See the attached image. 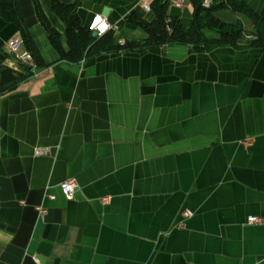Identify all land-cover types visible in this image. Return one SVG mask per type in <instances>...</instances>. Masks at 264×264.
Returning <instances> with one entry per match:
<instances>
[{"label": "crops", "instance_id": "1", "mask_svg": "<svg viewBox=\"0 0 264 264\" xmlns=\"http://www.w3.org/2000/svg\"><path fill=\"white\" fill-rule=\"evenodd\" d=\"M39 1L68 50L65 20ZM62 1L84 24L109 6L119 42L155 17L140 0ZM230 1L212 0L225 3L215 13L253 31ZM235 1L264 19V0ZM18 2L43 64L0 93V264H264V46L168 42L74 62L34 0ZM196 2L168 13L188 25ZM17 36L0 14V69L19 66Z\"/></svg>", "mask_w": 264, "mask_h": 264}, {"label": "trees", "instance_id": "2", "mask_svg": "<svg viewBox=\"0 0 264 264\" xmlns=\"http://www.w3.org/2000/svg\"><path fill=\"white\" fill-rule=\"evenodd\" d=\"M38 16L47 29L48 35L54 46L60 51L61 57L74 62H81L90 56L108 51H125L137 48L153 47L168 42L191 43L196 49H204L211 43L228 45L246 42L250 45L264 46V19L243 2L231 0L227 4L232 8L248 12L255 23V28L247 32L239 23L227 22L221 19L215 10L217 6L211 3L203 5L202 0H197L192 22L183 24L178 17L168 13V0H153L152 8L155 17L147 20L142 17H132L147 32L141 38H126L124 42L116 40L113 29L100 35H93L89 24H84L73 3L62 0H52L54 10L65 20L69 49L65 50L60 39V32L48 20L39 0H34ZM0 14L8 21L15 22L24 39L25 46L30 49L37 63L43 64L42 57L36 49L34 40L26 26L24 16L18 0H0ZM215 28L219 35L209 37L205 29ZM247 33L251 35H247ZM17 68L4 66L0 69V93L16 87L22 80L30 77L33 67L18 61Z\"/></svg>", "mask_w": 264, "mask_h": 264}, {"label": "built area", "instance_id": "3", "mask_svg": "<svg viewBox=\"0 0 264 264\" xmlns=\"http://www.w3.org/2000/svg\"><path fill=\"white\" fill-rule=\"evenodd\" d=\"M168 1L177 5V6H181L184 3V0H168ZM140 2L147 10L152 9L151 3L148 0H140ZM202 3H203V5L208 6L212 3V0H202ZM96 17H100V23L107 25V28L105 29L104 32L114 28V24H112L108 20L106 15H104L102 13H96L92 17L91 21L89 22V27L92 30H97L98 35L102 34L99 31V24H97L96 27H92L94 21L96 20ZM249 35H251V34H249ZM124 41H125V39H121V42H124ZM7 44H8L10 53L17 60H21L24 63L31 65L33 67V70H35L38 67L33 52L25 46L24 39L22 38V36H17V37L9 39L7 41ZM49 150H50L49 147L38 146L35 149V153L36 154H44V153H48ZM60 186L68 198H73L75 195V192L78 188V181L75 177H68V178L63 179L60 182ZM49 196L54 197V194L51 193V194H49ZM39 209H40V211H45V208L42 206H39ZM191 213H192V211H190L189 209H185L183 211V214L186 216L190 215ZM262 220H263V217L260 215H249L248 216V221H250V222H259Z\"/></svg>", "mask_w": 264, "mask_h": 264}, {"label": "clouds", "instance_id": "4", "mask_svg": "<svg viewBox=\"0 0 264 264\" xmlns=\"http://www.w3.org/2000/svg\"><path fill=\"white\" fill-rule=\"evenodd\" d=\"M97 24H99V31L103 33L105 29L107 28L106 24L100 23V17H96V20L94 21L92 27H96Z\"/></svg>", "mask_w": 264, "mask_h": 264}, {"label": "water", "instance_id": "5", "mask_svg": "<svg viewBox=\"0 0 264 264\" xmlns=\"http://www.w3.org/2000/svg\"><path fill=\"white\" fill-rule=\"evenodd\" d=\"M109 9H110V7H109V6H105V7H104V9H103V12H102V13H103L104 15H107V14H108V12H109ZM92 33H93V35H98V32H97V30H93V32H92Z\"/></svg>", "mask_w": 264, "mask_h": 264}]
</instances>
